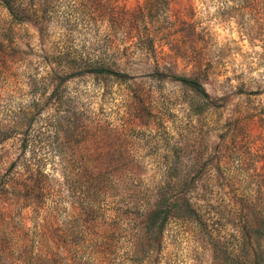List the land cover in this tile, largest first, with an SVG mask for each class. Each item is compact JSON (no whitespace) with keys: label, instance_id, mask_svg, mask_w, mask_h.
<instances>
[{"label":"rangeland","instance_id":"rangeland-1","mask_svg":"<svg viewBox=\"0 0 264 264\" xmlns=\"http://www.w3.org/2000/svg\"><path fill=\"white\" fill-rule=\"evenodd\" d=\"M17 2L0 264H264V0Z\"/></svg>","mask_w":264,"mask_h":264},{"label":"trees","instance_id":"trees-1","mask_svg":"<svg viewBox=\"0 0 264 264\" xmlns=\"http://www.w3.org/2000/svg\"><path fill=\"white\" fill-rule=\"evenodd\" d=\"M0 3L5 8V10L7 11V13L9 14V16L12 18V20L14 22L17 23L18 21L19 22L23 21V18L21 16V14H22L21 5L19 2H17V0H0ZM21 18H22V20H21ZM89 73H91V74H114V75L116 74L115 76H118L117 75L118 73H115L111 69L104 68V67L92 68V69H90ZM178 81H180L184 85L191 88L192 91L195 93L199 94V93L203 92L200 84L196 80H189L187 78L182 77V78H179ZM102 178H103V175L98 177V179H102ZM98 179L90 182V185H89L90 192L91 191H99L101 184H100V180H98ZM172 205H173V207L170 210L169 206H172ZM169 206H167L166 203L164 205L162 203L160 205H158V208L151 215V218H152L151 222L154 224L155 221L157 222V220H159V226H164L167 223V221L170 219V212L174 208H176L178 205L175 201H173V203H171ZM178 210H183L182 212L186 216L194 214V210H192L190 204H188L185 200L183 201L182 205H180ZM242 264H244V263H242ZM248 264H257V263L254 262V263H248Z\"/></svg>","mask_w":264,"mask_h":264}]
</instances>
